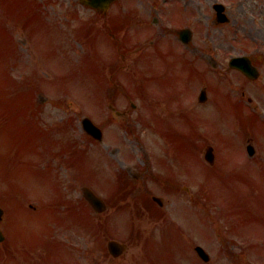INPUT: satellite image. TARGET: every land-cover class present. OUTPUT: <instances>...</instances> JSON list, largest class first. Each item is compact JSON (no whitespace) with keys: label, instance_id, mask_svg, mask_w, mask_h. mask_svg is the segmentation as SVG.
Masks as SVG:
<instances>
[{"label":"rangeland","instance_id":"374dc122","mask_svg":"<svg viewBox=\"0 0 264 264\" xmlns=\"http://www.w3.org/2000/svg\"><path fill=\"white\" fill-rule=\"evenodd\" d=\"M76 1L60 0V3L49 4L47 0H40L39 3L43 6L42 11L48 14L46 16L47 21L48 19L64 21L66 16L63 17V13L60 11L74 8ZM199 18L201 17L199 16ZM11 19L3 21L9 23ZM202 25L205 28L203 22ZM60 27L61 31L67 29L64 24H61ZM3 31L4 29L0 28V124L5 120L4 115L7 116L8 111H11L8 115L11 128L9 132H4L0 136V155L3 161L0 163V184L10 181L14 185H19L12 186V191L36 184L39 190L36 189L32 192L36 195L44 193V185L30 179L33 177L31 170L36 168L35 163L39 161L36 156L40 153L45 156L57 153L61 156L65 152L62 150L65 142L71 146L76 139L79 148L87 153L75 151V154L78 153L79 160H76L74 168L71 165L70 169L66 168L62 160L59 162L56 159L55 161L60 181L63 182L64 187L69 189L67 193L70 198H72L70 180L72 179V185H74V178H77L78 175L89 179L93 189L102 196L103 194L111 195L115 191V186L111 180L101 181L102 178L107 180L111 177L109 174H105L106 171L117 170L107 159L108 156L113 160L116 168H119V173L125 170V166L132 167L133 172H142L149 167L151 172L159 176L161 181H173L176 178L180 184L189 187L191 195L198 201L197 204H192L189 198L183 194L185 199L171 198L164 210L168 216L173 214L174 223L179 225L184 233V237L180 239L177 246H170V251L165 257L166 264H191L182 256V250L188 246L185 236L191 239L189 244L194 242L196 245L202 246L211 255L212 264H243L240 259L231 263L233 257L227 254L229 251H233V246L237 250L233 252H239L238 254H241L240 251H247L250 257L246 256L244 260L248 264H264V260L261 261L264 257L259 258L263 253L258 254L255 250L257 248L264 251V160L255 162L245 160L244 157V138L246 135L254 133L264 138V128L257 120L253 122L252 127H248V123L244 121L247 116L245 110L242 113H236V110L229 111L226 109L234 106L235 101L232 99L218 101V104L213 103L210 107L201 110L193 111L190 109L188 123L193 125L195 130H200L199 133L196 132L198 140L194 142L198 147H202V153H204L205 144L210 141L215 142L210 137L217 138L220 141L218 144L223 154L220 163L222 166L224 164V170L229 173L226 174V177L215 178L213 175L216 169L211 168L204 161V158L203 163L198 157L189 160L188 156H193L195 152V146L192 143H189L186 148L187 152L183 154L185 155V164L182 165L178 162L177 168L174 169L175 173L169 171L164 173L157 166L156 160L160 159L170 164L175 155H182L180 151L182 149L185 107L165 108L163 105L165 106L170 101L164 97L160 100L162 106L154 105L152 115L142 108H137V112H134L129 106V100H137L134 96L133 86L123 83L127 90L122 92L114 103L125 111L129 110V115L122 123L110 121L107 111L108 102L105 103L106 97L104 94L94 92L96 89L109 86V83H105L104 77H102V81L94 77L89 70L88 62L85 59L82 61L83 50L86 48V43L83 40L70 37L64 40L60 38L62 35L59 32L58 46L59 44L62 46V43L67 41L70 42L59 49L57 47L50 48L52 41L50 40V45H47L45 36H42L39 53L36 52L37 49L32 51L30 44L19 43V59L12 60L10 62L12 66H9V69L5 71L9 64V58L17 57V53L11 51V45L8 42L9 36L5 35ZM200 34L203 36V41L211 42L210 40L214 36L213 41L223 46L222 50H218L204 44L205 51L210 52L212 49L214 53H219L221 59L228 57L231 53L227 29L217 33L203 30ZM75 41V45L71 43ZM67 46L69 48L65 50ZM236 46L241 47L239 44ZM169 51V57L179 56L178 52L171 49ZM38 54L41 56L39 60H37ZM96 63L102 65L100 62ZM183 63L185 68H174L170 62V67L168 64L170 71L159 80L161 86L170 89L179 97L187 96L195 88L194 78L204 77L202 63L192 60L189 56L183 58ZM224 69H227V66L221 64L218 74L221 77L226 76L223 75V73L225 74L224 71L221 73ZM100 71L105 72L106 69L101 67ZM34 84L42 88V91L46 89L55 93H43L48 97V101L40 110L42 112L40 123L43 124L44 128L41 134L45 135L44 142L37 134L41 125L33 119L32 114L26 113L30 112L28 109L31 108V105L27 109L16 110L18 108H15L28 104L31 97L26 98V96L30 91L33 100L38 98L39 92H35L37 89L33 88ZM149 84L146 85L147 89ZM104 91L113 96L118 92V88L112 87ZM158 92L163 93V90ZM68 94L72 95L60 96ZM57 99L64 103L70 100L71 106L54 107L52 103ZM83 102L85 104L88 102L93 107L94 113L90 114L84 108ZM104 104L105 106L102 108L96 109L97 106ZM138 104L142 103L138 101ZM183 105L192 107L186 102ZM82 115H93V118L105 131L108 155L104 151H89L91 147L97 145H91L92 142L82 132L81 124H79ZM147 116L149 119L155 116L161 128L155 124L153 126ZM68 118L76 121L75 130L73 133L66 131L61 134L58 127L63 125V122ZM142 118L145 119L142 121ZM36 119H38V114ZM145 120L148 123H145ZM129 125L133 126L134 132L128 131ZM185 128L186 133L192 131L187 130V127ZM117 147L121 150L117 151ZM19 152L21 154L18 155ZM165 152H170L171 161L165 159L163 155ZM45 159L42 161L43 165L47 163ZM36 169L42 172L39 167ZM156 184L159 187L162 186L159 182ZM155 190L162 193L160 189ZM45 199L47 200L46 197ZM254 207L256 208L254 211L257 214L261 213L263 217L260 226L263 238L259 237L260 234H251L250 232L247 235L246 233L251 226L248 220L251 209ZM237 208H239L238 211L231 215ZM140 209L141 206L136 198L134 203L132 200L127 201L124 198V203L120 207L112 205L109 211L101 217L94 216L92 212L96 223H93L91 227L90 258L86 257V250L90 244L88 240L83 239V234L79 232L78 228H74L72 231H64L60 236V241L76 250L75 262L78 264H160V260L155 255L168 248V245H162L160 242L170 241L174 236L168 235L166 229L167 223L172 224L171 219L168 222L165 218L159 220L155 214L141 213ZM245 216L248 218L246 222ZM33 229L37 230L39 226L36 225ZM237 230H245L246 235L236 232ZM254 231L257 232V230ZM30 233L31 230H27L25 235L29 236ZM235 233L238 236H235ZM232 236L233 239L230 241ZM110 240L123 242L130 248L120 261L108 259L106 245Z\"/></svg>","mask_w":264,"mask_h":264},{"label":"flooded vegetation","instance_id":"af4514ba","mask_svg":"<svg viewBox=\"0 0 264 264\" xmlns=\"http://www.w3.org/2000/svg\"><path fill=\"white\" fill-rule=\"evenodd\" d=\"M142 4L144 8L146 6L143 2H148V15H144L141 8H137V4L133 6L130 14L124 15L118 8H113L106 13H96L91 9L88 18L85 21L88 25L94 22L100 21L101 27L105 30L120 31L124 28H135L132 37H134L133 43L140 47L139 38H148L149 42L155 44L157 42H163L162 38H167L171 46V49H192V51L200 58L213 59L211 56H205L203 53V40L197 36V31L191 30L190 41L184 40L183 30L186 29L182 26L184 10H196L200 0H134ZM213 1V0H212ZM218 0H215L213 4V15L211 19L213 21L212 28L214 30L229 27L230 31H233L236 36L239 33H243L246 40H253L259 42L262 40L264 45V0H223L227 7L225 10H216L215 6ZM115 5V4H114ZM225 13V16H224ZM97 14V15H95ZM76 17V15H73ZM198 22V18H195ZM222 21L226 23H222ZM136 27L144 28L142 36L140 32L136 31ZM151 27L147 30L146 28ZM156 27V30L153 29ZM104 31V30H102ZM200 38V40H197ZM125 42L120 41V46L123 47ZM222 48L221 46H219ZM232 48H235L234 44H231ZM170 52V51H169ZM169 55L168 52H165ZM252 64L256 67L257 71L254 72L252 77H246L241 72L234 70L238 73L246 84L255 83L259 88L264 89V52L258 50L255 54H249ZM240 80V79H239ZM6 194L4 196V218L1 223L8 225L21 222L25 217V211L27 208V201L24 199L23 194L15 197L11 195V191L8 190L10 186H6ZM46 208L42 207V212H45ZM49 251V252H48ZM54 248L50 245L41 247L40 249H22L19 251H10V249H4L5 257L12 254L15 260L19 264H55Z\"/></svg>","mask_w":264,"mask_h":264},{"label":"water","instance_id":"95a60500","mask_svg":"<svg viewBox=\"0 0 264 264\" xmlns=\"http://www.w3.org/2000/svg\"><path fill=\"white\" fill-rule=\"evenodd\" d=\"M111 245H112V246H116V244H115V243H112ZM118 248H119V249H121V247H119V246H118Z\"/></svg>","mask_w":264,"mask_h":264}]
</instances>
